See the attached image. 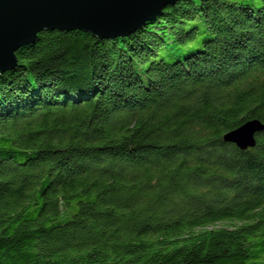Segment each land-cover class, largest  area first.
<instances>
[{
	"label": "trees",
	"instance_id": "obj_1",
	"mask_svg": "<svg viewBox=\"0 0 264 264\" xmlns=\"http://www.w3.org/2000/svg\"><path fill=\"white\" fill-rule=\"evenodd\" d=\"M16 58L0 264H264V129L223 139L264 123V0H175L110 39L44 30Z\"/></svg>",
	"mask_w": 264,
	"mask_h": 264
},
{
	"label": "water",
	"instance_id": "obj_2",
	"mask_svg": "<svg viewBox=\"0 0 264 264\" xmlns=\"http://www.w3.org/2000/svg\"><path fill=\"white\" fill-rule=\"evenodd\" d=\"M175 0H0V73L17 64L16 51L44 30H79L99 39L126 36ZM264 123L250 119L223 135L240 149L256 144Z\"/></svg>",
	"mask_w": 264,
	"mask_h": 264
},
{
	"label": "rangeland",
	"instance_id": "obj_3",
	"mask_svg": "<svg viewBox=\"0 0 264 264\" xmlns=\"http://www.w3.org/2000/svg\"><path fill=\"white\" fill-rule=\"evenodd\" d=\"M218 225H221V223H217ZM263 238V237H262Z\"/></svg>",
	"mask_w": 264,
	"mask_h": 264
}]
</instances>
